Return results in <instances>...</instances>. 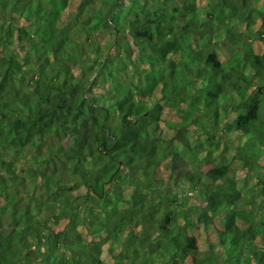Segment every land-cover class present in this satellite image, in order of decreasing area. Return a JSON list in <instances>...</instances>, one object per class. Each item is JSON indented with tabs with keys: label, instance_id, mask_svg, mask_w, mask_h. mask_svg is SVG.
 Instances as JSON below:
<instances>
[{
	"label": "trees",
	"instance_id": "1",
	"mask_svg": "<svg viewBox=\"0 0 264 264\" xmlns=\"http://www.w3.org/2000/svg\"><path fill=\"white\" fill-rule=\"evenodd\" d=\"M77 2L61 25L70 0H0V264H106V248L113 264H264L261 202L200 161L220 129L264 193V8ZM159 124L184 128L182 149ZM183 182L203 198L191 219Z\"/></svg>",
	"mask_w": 264,
	"mask_h": 264
},
{
	"label": "rangeland",
	"instance_id": "2",
	"mask_svg": "<svg viewBox=\"0 0 264 264\" xmlns=\"http://www.w3.org/2000/svg\"><path fill=\"white\" fill-rule=\"evenodd\" d=\"M77 1L78 0H70L68 7L64 10V12L61 16V20H60L61 25L71 21V19L73 17V12H75L77 4H78ZM128 1L129 0H126V3ZM201 1H203V0H198L197 4L194 7H192V10H194V11L199 10L201 12V7H200V5L202 3ZM257 5L264 8V0H257ZM257 26L258 25H255L254 27L258 28ZM257 39H258L257 37H256V39L251 38L250 41H253L255 51L261 52L264 49V47H263L264 45H263V42H260V40H257ZM50 47L52 49H54V48H57L58 46L54 42H52V43L50 42ZM253 74H254V77L252 79V81H253L252 87L253 88L250 91H253L259 85V83L262 81V78H264V69L262 70L261 67H257L253 70ZM104 80H105V78L102 80L101 78H99L97 76H95V77L90 76V82H91L90 87L93 88V90H94L93 93L95 92V94H97V95L103 94L101 97L106 95L107 91L110 90V86L108 85V82H106L104 84ZM162 117L163 118L166 117L167 119H169V117H172V116H168V115H166V113H163ZM178 118L181 121V118L180 117H178ZM159 125L160 126H159L157 132L162 133L165 137H168V138L172 137V138L176 139L174 141V145L175 146L177 145L180 149H182L183 144L185 142L181 141L180 136H179V132H180V130H183L184 128H181V126H178L177 129L174 128L173 130H171L169 128L162 126L161 124H159ZM219 131H220V129L218 130L217 136L215 137L214 141H212V146H209V144H205L207 146V148H205V150H203V152H202L203 158H200L202 165L207 167L209 164L210 165L216 164L222 160H224L225 162H228L230 164V171L228 173L227 180L229 182L236 181L238 186L242 189L244 197H247L250 200L252 198H256V202H261L258 207H260L264 210V196H263L264 193L262 194V191L260 192V188L257 187V185H256V183H258V180H257V176H256L255 171L252 170L251 168H249L244 161H241V159L236 156V152L227 143L228 139L226 137H224L223 133H221ZM183 133L188 134V132H186V131ZM186 136L187 137L184 140H186L187 145H189V143L191 142L190 140H192L193 137L191 136L190 132ZM20 164H21V166L27 165V163L25 161H22ZM182 191L187 193L188 197H190L189 201L191 203V206H187V208L184 211V215H188L187 217L191 219L192 215H195V213H197L198 209H196V207L198 208V206H199L200 202L203 200V198H202V195H200L201 194L200 192L192 190V188L189 186L188 182H183ZM216 197H217V195H216ZM216 197H215V199H216ZM176 210H178V209H176ZM179 213H180V210L176 211V215H178ZM56 219H57V216L53 215V221ZM51 223H53V222H51ZM180 223L186 227L189 223V220L188 219H182V221ZM187 233L190 235H195L199 245H201L202 247H206L205 234L198 227L187 226ZM254 242H255L256 246L264 247V240H262L259 236L254 238ZM34 248H35V246H34ZM106 249H108V248H106ZM106 249L103 250L102 258L106 264H113L115 259H112V257L108 254Z\"/></svg>",
	"mask_w": 264,
	"mask_h": 264
}]
</instances>
